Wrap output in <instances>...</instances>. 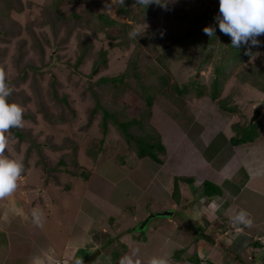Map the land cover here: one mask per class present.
Masks as SVG:
<instances>
[{
    "label": "rangeland",
    "instance_id": "rangeland-1",
    "mask_svg": "<svg viewBox=\"0 0 264 264\" xmlns=\"http://www.w3.org/2000/svg\"><path fill=\"white\" fill-rule=\"evenodd\" d=\"M140 1L0 0V75L8 102L24 109L2 153L24 171L0 198V218L22 231L18 207L29 220L35 205L46 208L56 221L36 224L42 245L56 243L57 230L91 244L80 264L95 252L90 264H118L134 248L141 264H240L245 254L264 264L263 233L231 219L235 182L219 186L222 198L202 195L215 180L202 158L240 137L255 109L258 136L247 143H264V46L234 62L243 45L233 48L218 26L205 34L219 0ZM101 14L123 27H97ZM215 77L224 83L212 99ZM140 139L158 160L139 156ZM157 212L172 214L145 223Z\"/></svg>",
    "mask_w": 264,
    "mask_h": 264
},
{
    "label": "crops",
    "instance_id": "crops-1",
    "mask_svg": "<svg viewBox=\"0 0 264 264\" xmlns=\"http://www.w3.org/2000/svg\"><path fill=\"white\" fill-rule=\"evenodd\" d=\"M221 146L223 149H219L212 158H202V163L204 165L208 164L207 168H204H206V170L208 169L210 172L208 173L209 176H215L213 177L215 180L211 182L218 187L228 186L230 183L235 182L233 184V187H235L233 192L238 196V210H246L249 214L248 219L251 220L249 224L250 228L264 235V143H242L233 145L229 142L223 143ZM196 153L200 154L198 150H196ZM228 153L229 158L226 159V161L223 160L225 156H228ZM208 160L210 162H208ZM216 160H218V166L214 168L212 162ZM208 181L210 182L209 179ZM219 198H222V194L215 199ZM18 208L16 217L20 219L18 221L22 225V231L11 228L12 223L9 220V216H6L5 213L4 217L0 218V226H2L3 218L4 221L6 219L8 220V222L5 221L6 223L3 227H0V249L3 248L2 250L4 252L3 257L0 259V264H32L35 256H40L43 260V264H55L60 261L62 262L61 264H80V262H83L85 259L83 256L84 252L94 250V247L86 242L78 241L76 243L70 242L68 239H62L58 236L61 234L58 230L56 232L58 233L57 237H55L56 243L42 245L45 242L46 236L42 234L41 227L37 228L35 226L36 224L41 226L42 222H44V224L46 222L53 224L52 218L53 220H55V218L52 217L50 213L45 215L47 212L46 208L43 209L35 205V208H38L43 213L41 217L42 222L36 223L32 221L34 218L31 217L29 220L28 217L24 216V211L26 209L21 207ZM201 238L204 239L205 237ZM221 241L225 248V250L221 248L223 250L222 253H225L226 250L228 251L227 246L229 243L224 239ZM250 242L251 241L245 246L247 249ZM201 249L205 250L206 248ZM166 250H168V248ZM246 258H248L247 261ZM237 259L240 264H261L263 262L261 258L260 262L256 260L254 255L250 256L248 254H245L242 258L238 257ZM250 259L252 260L250 261ZM201 264L209 263L201 262Z\"/></svg>",
    "mask_w": 264,
    "mask_h": 264
},
{
    "label": "clouds",
    "instance_id": "clouds-1",
    "mask_svg": "<svg viewBox=\"0 0 264 264\" xmlns=\"http://www.w3.org/2000/svg\"><path fill=\"white\" fill-rule=\"evenodd\" d=\"M155 2L161 6L166 4V0H155ZM214 21V25L204 28L205 34L209 37L215 35L216 26H218L220 32L231 38V46L239 49L243 45L246 54H251L253 47L264 46V41L258 39L264 34V0H219V14L214 17ZM137 34L135 28L129 33L130 36ZM11 92L12 88L0 75V198L16 190L24 171L21 159L2 154L9 139L6 132L10 128L20 127L23 119V107L8 102ZM211 206L218 207L214 202ZM42 215L38 208L32 210L36 223L40 222ZM248 216L246 210L240 209L231 219L234 223L250 224L251 220ZM253 247H256V243ZM247 250H250L249 246ZM138 254L139 249L134 248L130 254L126 253L120 257L118 264H141ZM32 264H43V260L40 256H35ZM147 264H169V260L166 256H154L147 261Z\"/></svg>",
    "mask_w": 264,
    "mask_h": 264
},
{
    "label": "trees",
    "instance_id": "trees-1",
    "mask_svg": "<svg viewBox=\"0 0 264 264\" xmlns=\"http://www.w3.org/2000/svg\"><path fill=\"white\" fill-rule=\"evenodd\" d=\"M127 2V1H126ZM125 2V3H126ZM138 2H141L140 0H138ZM139 4V3H138ZM121 12L125 13L126 11L121 7ZM75 17V16H74ZM77 19L79 20V18L77 17ZM98 23H97V27H101L102 25H107L110 27H123L122 24L118 23L117 21H115L114 19L110 18L107 15H99L97 17ZM124 29V28H123ZM252 54V51H251ZM251 54H240L239 56H235V58L233 59V61L235 62H239L241 59H246L248 58ZM224 83L223 80H221L218 77L214 78V84L216 85V91L215 92H211L210 93V97L212 99H216L218 96V86H222V84ZM148 104L150 105L151 102H148ZM258 136V132L256 130L255 127V123H251L249 124L247 127H245L240 135V137H231L230 139V143L234 144H242V143H247V142H253L256 137ZM139 145H140V149L141 151L139 152V156L140 157H151L154 159H157L152 151V146L148 145L147 143L145 145H143L142 140H139ZM159 149H162L161 145L158 146ZM158 160V159H157ZM202 195H204L205 197H216V196H220L221 195V190L218 186L214 185L213 183H205L204 188L202 190ZM198 235V234H197ZM199 238H201L198 235Z\"/></svg>",
    "mask_w": 264,
    "mask_h": 264
},
{
    "label": "water",
    "instance_id": "water-1",
    "mask_svg": "<svg viewBox=\"0 0 264 264\" xmlns=\"http://www.w3.org/2000/svg\"><path fill=\"white\" fill-rule=\"evenodd\" d=\"M218 14H219V13H218ZM218 14H215L214 17H215L216 15H218ZM260 115H261V110H259V109H255V110H254V113H253V115H252V117H251L250 123H253L254 121H256V120L259 118ZM171 214H172V212H157V213H154V214L150 215V216L146 219L145 223H146L151 217H154L155 215L169 216V215H171ZM145 223H143L141 229L143 228V226H144ZM97 255H99V253L95 252L94 255H92V257H90V258L86 261V262H88L87 264H90V263H91V262L97 257Z\"/></svg>",
    "mask_w": 264,
    "mask_h": 264
},
{
    "label": "flooded vegetation",
    "instance_id": "flooded-vegetation-1",
    "mask_svg": "<svg viewBox=\"0 0 264 264\" xmlns=\"http://www.w3.org/2000/svg\"><path fill=\"white\" fill-rule=\"evenodd\" d=\"M196 235H197V233H196ZM198 235H199L200 237H204V236H203L201 233H199V232H198Z\"/></svg>",
    "mask_w": 264,
    "mask_h": 264
}]
</instances>
